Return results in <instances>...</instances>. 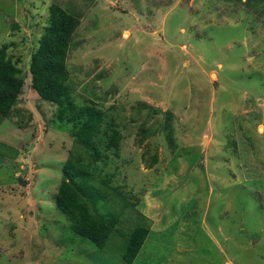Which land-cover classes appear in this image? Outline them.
<instances>
[{"label": "rangeland", "instance_id": "rangeland-1", "mask_svg": "<svg viewBox=\"0 0 264 264\" xmlns=\"http://www.w3.org/2000/svg\"><path fill=\"white\" fill-rule=\"evenodd\" d=\"M51 5L80 17L72 99L121 134L93 165L107 199L94 204L118 220L101 250L55 207L83 150L31 88ZM2 45L24 85L0 121V264H124L137 226L132 264H264V0H0Z\"/></svg>", "mask_w": 264, "mask_h": 264}, {"label": "trees", "instance_id": "trees-1", "mask_svg": "<svg viewBox=\"0 0 264 264\" xmlns=\"http://www.w3.org/2000/svg\"><path fill=\"white\" fill-rule=\"evenodd\" d=\"M79 24L78 15L51 5L48 24L30 58L29 73L33 91L42 100L58 106V120L73 124L71 135L83 150L81 153H71L62 167L55 207L69 222L72 235L89 241L101 250L116 231L118 220L115 215L102 214L94 204L95 201H105L107 204V199L105 193L95 186L96 166L93 165L104 159L100 146L118 156L121 134L113 123L105 121V113L94 104L77 106L71 97L66 59ZM23 85L19 69L7 56V46L2 45L0 121L9 116L22 93ZM104 185L107 183L104 182ZM90 200L93 205H89ZM91 206L94 214L90 210ZM148 234L146 227L137 226L127 236H122L118 250L124 264L134 262Z\"/></svg>", "mask_w": 264, "mask_h": 264}]
</instances>
